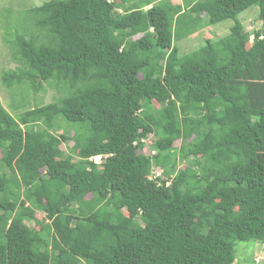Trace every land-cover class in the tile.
<instances>
[{"label":"trees","instance_id":"1","mask_svg":"<svg viewBox=\"0 0 264 264\" xmlns=\"http://www.w3.org/2000/svg\"><path fill=\"white\" fill-rule=\"evenodd\" d=\"M182 1L24 13L31 26L10 36L21 67L2 81L61 97L16 117L0 104V264H232L236 242H264V0ZM252 6L250 35L238 15ZM224 20L226 36L178 56Z\"/></svg>","mask_w":264,"mask_h":264},{"label":"rangeland","instance_id":"2","mask_svg":"<svg viewBox=\"0 0 264 264\" xmlns=\"http://www.w3.org/2000/svg\"><path fill=\"white\" fill-rule=\"evenodd\" d=\"M48 0H0V104L1 106L13 117L23 113L25 110L31 109L36 106H44L50 103L56 102L61 93L57 90L56 85L50 82H45L41 85L39 91L35 92L30 89L29 83L17 85L14 84L10 89L4 85L2 81V74L7 71H16L21 67L20 63L15 60L10 47V36L16 33V31H22L25 27H29L30 22L24 19V13L32 7L39 6L43 2ZM145 1V0H144ZM151 4L158 3V0H147ZM177 4L183 5L182 0H170ZM146 9V8H145ZM258 7L252 6L244 10L238 15V20L243 26V29L250 35L254 31L261 28L262 20L258 16ZM232 25L231 20H224L214 25L207 26L211 29L199 30V33L194 39L184 38L175 43L178 49V56H182L190 51L197 50L204 45V40L208 39L215 41L219 38H223L229 33V29ZM251 38V36H250ZM40 82V80H39ZM154 108H159V105L153 102ZM60 121V120H59ZM60 127L57 129L56 135H68L71 137L74 133L72 127L65 123L59 122ZM152 139V137H151ZM72 141L68 143H62L60 148L62 149L63 156H72L71 147ZM175 147L179 146V141L174 143ZM143 151H146L144 149ZM74 160L77 159L74 155ZM182 163H178V167H182ZM1 172H6L5 168H1ZM154 175H162L161 170H155ZM44 214L42 212H35L33 220L25 218L24 223L31 229H38L39 225L37 221H42ZM232 264H264V242L254 241H238L235 245V260Z\"/></svg>","mask_w":264,"mask_h":264},{"label":"built area","instance_id":"3","mask_svg":"<svg viewBox=\"0 0 264 264\" xmlns=\"http://www.w3.org/2000/svg\"><path fill=\"white\" fill-rule=\"evenodd\" d=\"M101 156H95V157H91L89 158V161L94 162L95 164H99L101 162ZM157 176L159 177V173L157 174Z\"/></svg>","mask_w":264,"mask_h":264},{"label":"crops","instance_id":"4","mask_svg":"<svg viewBox=\"0 0 264 264\" xmlns=\"http://www.w3.org/2000/svg\"><path fill=\"white\" fill-rule=\"evenodd\" d=\"M173 4H177L176 3V1L175 2H172ZM200 17H202V15L200 16ZM208 27H205V28H203V29H201V30H203L204 31V29L206 30ZM208 29H211V28H208ZM212 30V29H211ZM199 33V30L198 31H196L195 33H193V34H191L190 36H188L187 38H189L190 40H192V39H194L195 38V36L197 35ZM209 39V38H208ZM206 40V39H205ZM204 40V41H205Z\"/></svg>","mask_w":264,"mask_h":264}]
</instances>
